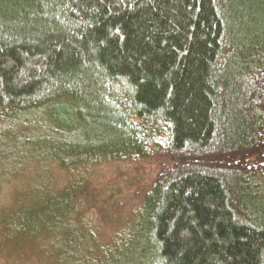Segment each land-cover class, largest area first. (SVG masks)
<instances>
[{"label": "trees", "instance_id": "1", "mask_svg": "<svg viewBox=\"0 0 264 264\" xmlns=\"http://www.w3.org/2000/svg\"><path fill=\"white\" fill-rule=\"evenodd\" d=\"M0 124L71 177L8 240L42 239L57 264H264V0H0ZM157 156L173 164L135 243L126 227L92 263L80 172Z\"/></svg>", "mask_w": 264, "mask_h": 264}, {"label": "rangeland", "instance_id": "2", "mask_svg": "<svg viewBox=\"0 0 264 264\" xmlns=\"http://www.w3.org/2000/svg\"><path fill=\"white\" fill-rule=\"evenodd\" d=\"M4 126L0 124V133ZM18 136L0 134V226L10 222L12 226L16 224L20 227L22 209L26 210L43 201L39 199L40 195H47V189L51 190V186L53 189L63 187L71 180L70 175L54 159H34L29 162L21 158V150L20 154H15L14 148L21 149V144L14 142ZM172 164L170 158L157 156L150 161H111L80 172L89 181L82 199V215L79 220L75 217L72 223L80 234L78 252H91L89 256L93 258L92 263L100 261L109 251L111 241L119 237L121 230L126 227L128 232L135 234L129 240H124L123 246L127 242L128 246H132L143 228L137 223L138 216L134 218V209L161 168ZM45 186L46 189L42 188ZM15 237L8 240V234L0 228V264H57L54 257L39 252L40 247L47 244L42 239L39 242L21 241ZM113 246L116 247L115 243ZM118 253L119 250L107 257L104 263L114 264L113 260H119ZM84 256L81 255V259H85ZM126 263L129 264L127 260Z\"/></svg>", "mask_w": 264, "mask_h": 264}]
</instances>
